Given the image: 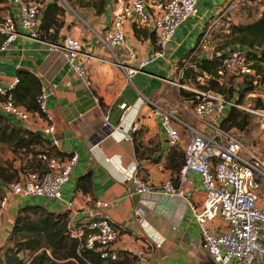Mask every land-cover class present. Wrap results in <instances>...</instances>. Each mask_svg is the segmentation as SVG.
Instances as JSON below:
<instances>
[{"label": "built area", "instance_id": "2783aa9c", "mask_svg": "<svg viewBox=\"0 0 264 264\" xmlns=\"http://www.w3.org/2000/svg\"><path fill=\"white\" fill-rule=\"evenodd\" d=\"M54 1L0 0V36L3 38L0 50L10 49L18 38L38 39L47 44L50 51L59 54L68 64L69 70L90 86V74L84 64L87 53L82 40L70 35L63 36L56 43L39 38L43 11ZM199 2L200 0H115L110 25L103 36H98V41L116 57V49H127L126 25L131 24L136 29L149 28L156 33V49L151 57L132 68L119 64L116 59L131 79L154 62H167L168 51L178 29L189 19L199 17ZM235 7V3H232L223 13ZM197 29L198 42L190 58L202 53L203 59L222 57L218 70L221 79L227 73L234 74L241 81L242 89L250 90L246 93V98L252 101L261 99L262 106H246L245 96L241 98L239 94L226 98L212 89L199 91L177 84L178 89L195 93L196 101L193 106L192 102L185 100L179 102V106L168 107L151 100L147 102L152 115L159 120L169 145L176 147L183 140L186 141L184 163L180 171L174 177L167 178L159 188L142 178L138 163L133 165L126 178L133 182L136 195L159 192L171 198H183L189 176L198 175L205 198L201 202L189 201V208L198 226L203 250L215 264H264V209L260 206L264 158L257 155L234 130H226L223 125L231 108L256 115L264 123V93L257 91L264 83L253 67L254 62L248 57L249 50L238 46L212 52L210 28L206 29L197 23ZM187 65L188 61L184 60L182 65L175 66L179 80L184 78ZM205 77L210 78L208 75ZM18 82L16 80L8 87L0 84V114L18 124H28L33 116L18 106L13 96ZM48 97V90L42 87L37 98L38 113L35 116L44 118L46 125L42 134L45 138H51V145L57 147L58 142L54 138L56 127L46 108ZM180 106L199 125L184 121ZM120 107L121 117L124 118L130 107ZM102 126L111 135L120 130L119 126L111 125L107 111L102 115ZM141 127V121L135 120L125 133V141L131 142L133 134ZM42 159L46 162L47 171L28 172L4 185L0 199V218L16 199L60 200L68 213L67 234L70 239L78 241L79 249L95 252L104 260V264L116 261L118 251L114 246L120 239L121 230L104 214L109 204L97 200L92 209L85 211L74 200L65 199L62 194V187L72 179L79 156L72 154L65 159L43 156ZM134 217L136 223L144 229L147 225L145 208L137 206ZM137 257L139 264H156L149 254L141 253Z\"/></svg>", "mask_w": 264, "mask_h": 264}, {"label": "crops", "instance_id": "0c3cea01", "mask_svg": "<svg viewBox=\"0 0 264 264\" xmlns=\"http://www.w3.org/2000/svg\"><path fill=\"white\" fill-rule=\"evenodd\" d=\"M226 1L209 0L204 5L200 0L199 17L189 19L178 29L169 48L167 62H154L131 79L119 64L132 68L151 57L155 44L148 34L153 30L139 29L141 36L138 38L135 28L131 24L126 25L127 49H116L114 57L99 43L98 36L107 32L115 0H107L106 12L101 17L92 13L87 19L92 35L89 34L90 31L87 33L86 30L76 29V33L86 39V42H82L87 53L84 64L90 74V86L69 70L68 64L59 54L50 51L48 45L38 39L18 38L10 49L0 50L2 86L14 84L18 80V71L25 69L36 75L42 87L48 90L46 108L56 127L54 138L58 146L54 147L55 151L64 156H79L72 179L62 187V194L65 199L74 200L85 211L92 209L97 200L109 204L104 214L121 230L120 239L114 246L118 252L125 251L137 256L146 253L156 264H215L202 248L200 232L189 208V201L201 202L205 198L199 176H189L183 198H171L159 192L136 195L135 186L126 178V174L138 163L142 178L157 188L167 178L177 174L182 160L171 162L170 166L168 157L173 148L184 152L186 141L183 140L176 147L169 145L166 134L159 120L152 115L147 100L165 107L172 106L164 95V83H170L167 77L172 78L176 62L193 48L188 51L185 49L187 42L192 44L193 33L197 34V44V23L202 26L210 23L217 15L216 7ZM203 10L206 12L203 13ZM213 10L215 13H212ZM65 21L66 26L61 31L60 39L72 27L67 17ZM2 42L3 38L0 36V47ZM179 44L181 45L177 46ZM179 91L176 88L174 97L182 102ZM122 105L130 107L124 118L121 117ZM106 111L110 114L111 125L120 127L114 135L102 126V115ZM188 115L190 114L184 110L181 111L184 121V116ZM137 119L141 121L142 127L133 134V140L127 142L124 139L125 133ZM12 122L18 124L16 121ZM18 125L43 136L42 129L46 123L43 117L34 116L28 124ZM181 132H184L183 129ZM50 139L47 137V140ZM88 173L92 175V187L91 192L85 194L77 190L76 185L80 177ZM4 188L3 185L2 189ZM24 203L25 201L14 200L0 218V248L6 245L18 210ZM32 204L42 205L54 212H66L60 200L38 198ZM137 206L146 210L147 225L144 229L135 221L134 210ZM260 206L264 209L263 203Z\"/></svg>", "mask_w": 264, "mask_h": 264}, {"label": "trees", "instance_id": "16d2710c", "mask_svg": "<svg viewBox=\"0 0 264 264\" xmlns=\"http://www.w3.org/2000/svg\"><path fill=\"white\" fill-rule=\"evenodd\" d=\"M71 8L75 9L72 0H68ZM83 8L93 10L94 16L101 17L106 12L108 5L107 0H86L81 2ZM77 11V10H76ZM90 13V12H89ZM78 16L82 20L87 21V12H78ZM69 15L65 7L59 4V0L48 4L44 11L39 29V38L51 43H56L60 39L61 31L66 26V17ZM231 36L234 37L231 43L240 45L244 48H250L248 57L254 62L253 67L261 76L264 83V7L260 16L253 22L245 25H231ZM136 37L141 36L139 29L135 28ZM152 42L157 43L155 32L149 33ZM194 47L186 53L180 60L188 61L186 79L191 74L197 82L199 89H212L215 92L232 98L238 93L243 98L250 90H243L220 82L221 77L218 74L221 66L222 57L213 59H199L197 56L190 58ZM224 50L221 48L220 51ZM196 69V71L194 70ZM19 82L13 91L15 103L23 107L33 117L38 113L37 98L42 89L40 79L28 70L21 69L17 73ZM210 76L207 84L204 86L197 81L198 77ZM195 93L180 89L179 97L182 100L195 104ZM255 107H261V99L255 100ZM250 115L231 108L227 118L224 120V128L226 130L243 131L249 124ZM0 142L6 144L15 153L24 152L25 159H22L19 169H14L13 165L0 167V199L3 195L2 185H6L21 177V173L32 171H47L46 162L43 156L48 158L65 159L70 155L64 156L51 145L41 134L33 132L27 128L21 127L12 122L7 116L0 114ZM137 133V132H136ZM171 151L168 157V163L182 160L179 164V170L184 163V152ZM23 174V175H24ZM77 190H81L87 194L91 192L92 175L88 173L77 182ZM67 212H54L46 209L42 205L27 204L22 206L17 213L16 219L10 236L5 246L0 248V264H104V260L98 254L89 250L79 249V243L69 238L67 234ZM28 253L31 257L29 262L24 261L23 255ZM60 264V263H59ZM108 264H139L138 257L135 254L121 251L118 252L116 261L108 262Z\"/></svg>", "mask_w": 264, "mask_h": 264}, {"label": "rangeland", "instance_id": "374dc122", "mask_svg": "<svg viewBox=\"0 0 264 264\" xmlns=\"http://www.w3.org/2000/svg\"><path fill=\"white\" fill-rule=\"evenodd\" d=\"M80 1L86 2V0H72V3L75 5V9L77 11L70 7L68 0H59V4L66 8V10L69 13V15L67 16V21L72 23V27L66 35L73 36L75 38L82 40L83 42H86V39H84L83 37H80L76 33L77 32L76 29L86 30V32L90 31L89 34H91L92 30L90 29L92 28L88 26L86 21L82 20L81 17L78 16L79 15L78 12L79 13L87 12L88 16H91V14L93 13V10L83 8L82 7L83 4H81ZM152 1H155V0H152ZM206 3L208 4L209 0H202L201 2V4H204V5ZM232 3H235L236 7L231 11L223 13V11L227 10L229 5ZM263 7H264V0H227L223 5L217 6L216 7L217 15L214 16L211 19V22L206 24L205 26L206 29L212 26L209 29V33H210L209 42H210V47H211L212 52H218L220 51L221 48H224V50H229V49L240 46V45L231 43L234 37L231 36L230 26L231 25H245V24L255 21L260 16V13L262 12ZM202 12L205 13L206 11L203 10ZM212 13H215V10H213ZM92 23L95 24V21H93V19H92ZM196 37H197V34L193 33L192 34L193 42L191 45H189L187 42L186 47H185L186 51H188L190 48L195 46ZM246 49L249 50L250 48H246ZM198 58L203 59L204 54L203 53L200 54ZM179 62H180V59L176 62L177 67L180 66ZM194 70L196 71V69ZM174 72L175 73L173 74L172 78L169 77L170 78L169 79L167 77L170 83H164L165 91L167 92V93L165 92L164 95L167 96L168 99L167 98L166 99L168 100L170 105L179 106L178 99L174 97V92L176 88L178 89L177 84L184 85L194 90H199V91L204 90V89H199L198 85H196L197 82L194 80L193 74L188 76V78L186 79V72H185L184 78L179 80L178 70H175ZM169 75L170 74L168 73L167 76ZM197 81L203 86L207 84V79L204 76L203 77L197 76ZM220 82H225L227 85L229 86L231 85L235 89H239L240 83H241V81L237 78V76L231 73H227L226 75H224V77L220 80ZM187 91L192 92L190 90H187ZM257 91L264 93V85L260 89H257ZM235 94H238V93H235ZM245 98L246 96L244 97V99ZM162 102H165V101H162ZM255 103L256 102L252 101V99H247V98L245 99V102H244L246 106H250V107H255ZM180 109L182 110L181 106H180ZM242 112H245L251 116L249 119V124L243 131H237V130H234V131L256 152L257 155L264 158V123L256 115H253L246 111H242ZM184 119H186V121H188V123L190 124L199 125V122H197V120L193 118L191 115L184 116ZM22 159H25V162H26L24 152L15 153L6 144H3L2 142H0V167H6L9 165H13L14 169H19ZM23 174L24 173H21V175ZM1 186L3 185L1 184ZM260 200H261V203L264 204V184L261 190ZM33 201L34 199H31V198L27 199L24 205L32 204ZM23 258H24V261L26 262H29L31 259L28 253H25L23 255ZM59 263L61 264V262Z\"/></svg>", "mask_w": 264, "mask_h": 264}]
</instances>
